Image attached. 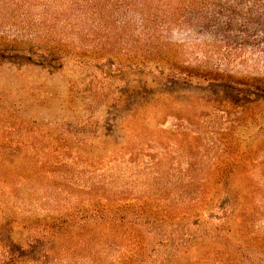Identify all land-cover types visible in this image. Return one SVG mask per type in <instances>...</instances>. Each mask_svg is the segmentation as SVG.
Returning <instances> with one entry per match:
<instances>
[{
  "label": "rangeland",
  "instance_id": "rangeland-1",
  "mask_svg": "<svg viewBox=\"0 0 264 264\" xmlns=\"http://www.w3.org/2000/svg\"><path fill=\"white\" fill-rule=\"evenodd\" d=\"M126 1L0 0V264H123L153 229L90 225L34 248L19 239L77 206L133 202L187 219L212 193L237 196L232 218L167 264H264V0H200L191 26L165 38L178 68L202 61L232 85L138 73L135 40L151 11ZM53 53L62 62L50 64ZM111 53L116 74H106ZM94 77L110 81V102L89 98ZM225 172L230 181L206 182Z\"/></svg>",
  "mask_w": 264,
  "mask_h": 264
},
{
  "label": "trees",
  "instance_id": "trees-1",
  "mask_svg": "<svg viewBox=\"0 0 264 264\" xmlns=\"http://www.w3.org/2000/svg\"><path fill=\"white\" fill-rule=\"evenodd\" d=\"M127 8L134 7L135 10L150 9L151 14L141 16L139 33L136 36L137 55L131 66L141 74H150L154 78L162 81L165 79L183 80L186 82L196 83H219L232 85L230 78L223 77L216 69L208 67L202 61H196L195 65L190 64L185 70L178 68L173 60L167 55L163 49L169 47V41H165L171 27L191 26L192 18L201 10L202 3L200 0H134V2L126 1ZM191 18V19H190ZM213 17H207V21L211 22ZM205 24L204 26H206ZM222 24H216L214 28L220 27ZM110 57L112 66L107 63L106 74H116L119 72L122 59L114 54ZM115 56V57H113ZM54 61L50 64L62 62L63 57L56 53L50 54ZM60 59V60H59ZM57 60V61H56ZM61 66V65H60ZM94 83L90 82L88 90L89 98L95 104H104L111 101V97L102 93L110 84L104 77L96 79ZM92 116L86 114L78 121V126H87ZM96 118V117H95ZM93 132L100 128V124H91ZM4 156L0 155V161ZM233 177L232 173H222L210 175L206 179L217 183H225ZM207 204L205 209L199 212L185 213V218L176 214L166 213L167 215H158L156 210L149 205L141 206L133 202L119 203L115 205L103 206H77L68 208L58 215H53L45 220L36 221L27 226V232L24 237H20L21 244H27L28 247L34 248L41 244H46L62 233L71 229L84 228L90 225L115 226L125 225L142 226L153 229L154 235L146 240L141 239V246L138 252H131L122 260L123 264H167L180 262L182 253H189L197 242L196 238L201 237H217L222 233V227L232 218L237 196L220 195L215 197V193L207 195ZM217 209L220 214L212 215L210 210ZM208 214L207 219H201L203 215ZM184 216V215H183ZM21 227L17 229L18 234H23ZM211 254V252H208ZM211 256V255H210ZM194 261V264H210L209 255L206 257L196 256V258H188ZM191 261H186L189 264Z\"/></svg>",
  "mask_w": 264,
  "mask_h": 264
}]
</instances>
